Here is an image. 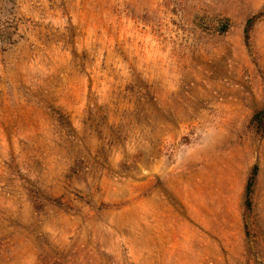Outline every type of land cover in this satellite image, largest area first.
<instances>
[{
	"label": "rangeland",
	"instance_id": "rangeland-1",
	"mask_svg": "<svg viewBox=\"0 0 264 264\" xmlns=\"http://www.w3.org/2000/svg\"><path fill=\"white\" fill-rule=\"evenodd\" d=\"M0 264H264V0H0Z\"/></svg>",
	"mask_w": 264,
	"mask_h": 264
}]
</instances>
